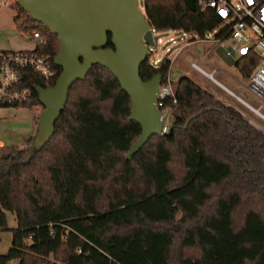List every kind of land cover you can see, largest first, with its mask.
Instances as JSON below:
<instances>
[{"label": "trees", "instance_id": "16d2710c", "mask_svg": "<svg viewBox=\"0 0 264 264\" xmlns=\"http://www.w3.org/2000/svg\"><path fill=\"white\" fill-rule=\"evenodd\" d=\"M143 11L158 32L203 39L221 24L184 0H144ZM14 23L22 34L37 28L48 36L28 51L47 56L54 76L21 68L30 97L11 105L32 107L40 104L36 86L53 85L60 73L52 61L59 41L19 4ZM255 63L243 56L236 66L247 79ZM169 68V60L154 66L148 57L140 77L164 80ZM173 91L175 103L161 107L171 109L168 131L129 160L140 124L100 64L73 83L46 144L29 154L27 146L0 145V229L6 211L17 222L0 264H264V133L187 76Z\"/></svg>", "mask_w": 264, "mask_h": 264}, {"label": "water", "instance_id": "95a60500", "mask_svg": "<svg viewBox=\"0 0 264 264\" xmlns=\"http://www.w3.org/2000/svg\"><path fill=\"white\" fill-rule=\"evenodd\" d=\"M17 2L59 41V50L52 59L61 69L55 83L35 88L42 106L32 142L36 150L53 136L55 123L66 105L73 83L84 80L95 64L106 67L119 81L130 99L129 119L140 124V135L130 146L126 160L131 159L150 136L168 131L170 125H164L160 108L156 106L162 75L157 73L146 81L140 77V66L150 56L154 40L153 28L139 8V0ZM184 2L190 10H195L193 0ZM215 52L226 65H236L222 47H217Z\"/></svg>", "mask_w": 264, "mask_h": 264}, {"label": "rangeland", "instance_id": "374dc122", "mask_svg": "<svg viewBox=\"0 0 264 264\" xmlns=\"http://www.w3.org/2000/svg\"><path fill=\"white\" fill-rule=\"evenodd\" d=\"M3 2L5 5L2 4ZM18 4L17 0H0V10L3 12L4 16L17 15ZM138 5L143 11L144 0H139ZM8 19L4 17V24H0V30L5 29V24L9 25ZM9 27V31L0 32V47L17 48L16 42L20 45H28L29 47L35 46L33 41H30L28 37L18 32L14 24H10ZM220 30L221 28H216L207 32L202 39L192 33H183L176 30L158 32L152 29L154 45L150 48L151 53L149 58L151 64L156 66L164 60H169L170 68L168 76L173 83L179 77L187 76L219 98L223 103H229L232 108L248 120L250 125L256 126V129L264 133V121L259 116L192 67L194 63L207 72L215 71V79L224 84L242 100L248 102L255 108H259L264 114V104L262 100L247 88L248 78L246 79L241 76L236 65H226L215 52L214 40ZM193 38L195 40L192 42ZM187 41L192 43L187 45ZM41 110L42 106L40 104L33 105L32 107L0 106L1 146H16L20 148L27 146L29 154L33 149V143L31 145V142L37 130L38 115ZM172 120L173 117L171 113L169 111L165 112L164 124L170 125ZM6 219V228L0 229V254H6L8 252L11 247L12 229H15L17 226L16 217L13 212L6 211ZM9 264H17V262L11 260Z\"/></svg>", "mask_w": 264, "mask_h": 264}, {"label": "built area", "instance_id": "2783aa9c", "mask_svg": "<svg viewBox=\"0 0 264 264\" xmlns=\"http://www.w3.org/2000/svg\"><path fill=\"white\" fill-rule=\"evenodd\" d=\"M193 1L195 8L198 7L201 10L210 9L221 20V24L216 27L221 28V30L214 40L215 49L222 47L225 54L232 57L236 62L243 56H247L248 59H251L252 55L256 57L255 66L248 78L247 88L261 99L264 104V0ZM2 4L5 5L4 2ZM23 35L33 41L35 45H42L48 42V36L37 28L33 29L29 34ZM193 40L195 39L193 38L192 42ZM192 42L187 41L186 44L189 45ZM232 52H234V56ZM192 67L212 81V83L227 90L225 86L215 79V71L207 72L194 63ZM21 68L31 69L44 80L54 76V71L47 56L38 55L28 50L0 52V106L17 105L27 101L30 97V91L27 88H20ZM229 92L231 96L242 102L264 121V114L259 108L253 107L233 92ZM166 100H170L172 103L176 101L173 82L169 76L161 80L156 102V106L160 108V117L163 123L165 112L169 111L171 113L170 107L161 108Z\"/></svg>", "mask_w": 264, "mask_h": 264}, {"label": "crops", "instance_id": "0c3cea01", "mask_svg": "<svg viewBox=\"0 0 264 264\" xmlns=\"http://www.w3.org/2000/svg\"><path fill=\"white\" fill-rule=\"evenodd\" d=\"M16 15V14H15ZM15 15H9V16H4V14H3V12L0 10V24H4V22H3V19H4V17H6V19H8V24L9 25H7V24H5V29H3V30H0V32H3V31H9L10 30V24H15L14 23V18H15ZM15 26V25H14ZM1 42V41H0ZM16 46H17V48L16 47H8V48H2V47H0V51H14V50H29V49H31V48H33V47H29L28 45L26 46V45H20L19 43H17L16 42ZM219 82V81H218ZM220 84H222L221 82H219ZM216 85V84H215ZM223 86H225L224 84H222ZM216 86H218V85H216ZM219 87V86H218ZM226 87V86H225ZM220 89H222L221 87H219ZM227 88V87H226ZM224 92H226L228 95H231L230 94V92L229 91H231L230 89H228L227 88V90H225V89H222ZM232 92V91H231ZM234 93V92H233ZM235 94V93H234ZM239 97V96H238ZM240 98V97H239ZM244 101V100H243ZM246 102V101H245ZM242 103V102H241ZM248 103V102H247ZM224 104L225 105H228L229 103H227V102H224ZM243 104V103H242ZM244 105V104H243ZM229 106H230V104H229ZM245 106V105H244ZM253 123V122H252ZM251 123V124H252ZM255 125V124H254ZM256 127V126H255ZM1 145V144H0Z\"/></svg>", "mask_w": 264, "mask_h": 264}]
</instances>
